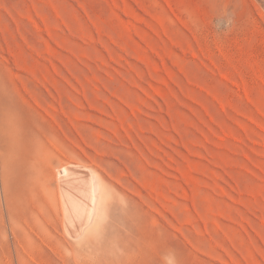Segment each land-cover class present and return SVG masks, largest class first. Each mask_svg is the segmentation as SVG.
Returning a JSON list of instances; mask_svg holds the SVG:
<instances>
[{"label":"rangeland","instance_id":"rangeland-1","mask_svg":"<svg viewBox=\"0 0 264 264\" xmlns=\"http://www.w3.org/2000/svg\"><path fill=\"white\" fill-rule=\"evenodd\" d=\"M262 4L0 0V127L126 182L114 264H264ZM2 232L0 264H68Z\"/></svg>","mask_w":264,"mask_h":264},{"label":"bare ground","instance_id":"bare-ground-1","mask_svg":"<svg viewBox=\"0 0 264 264\" xmlns=\"http://www.w3.org/2000/svg\"><path fill=\"white\" fill-rule=\"evenodd\" d=\"M12 122L0 127V230L9 256L8 229L22 262L24 251L35 259L36 246L68 264H114L130 256L133 192L126 182L100 166L69 159L53 165L37 139L25 147Z\"/></svg>","mask_w":264,"mask_h":264},{"label":"snow or ice","instance_id":"snow-or-ice-1","mask_svg":"<svg viewBox=\"0 0 264 264\" xmlns=\"http://www.w3.org/2000/svg\"><path fill=\"white\" fill-rule=\"evenodd\" d=\"M262 7H264V4H262Z\"/></svg>","mask_w":264,"mask_h":264}]
</instances>
